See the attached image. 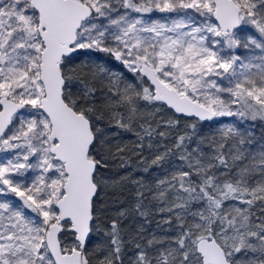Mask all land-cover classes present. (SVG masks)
<instances>
[{"label":"snow or ice","instance_id":"obj_1","mask_svg":"<svg viewBox=\"0 0 264 264\" xmlns=\"http://www.w3.org/2000/svg\"><path fill=\"white\" fill-rule=\"evenodd\" d=\"M256 121L264 0H0V264H264Z\"/></svg>","mask_w":264,"mask_h":264},{"label":"trees","instance_id":"obj_2","mask_svg":"<svg viewBox=\"0 0 264 264\" xmlns=\"http://www.w3.org/2000/svg\"><path fill=\"white\" fill-rule=\"evenodd\" d=\"M93 55L94 56L95 55L104 56L103 53H99V54L93 53ZM113 70L115 72H117L118 74L124 73L126 76L129 75V73L122 66H119L118 64L114 65ZM97 86H99V85H97ZM170 115H171V113L165 114V118H167ZM186 122L191 124V123H194L195 121L189 120ZM248 127H250L252 129L251 136L254 138L253 144L258 147L259 143H264V140H262V137H264V122L256 121V122H253L251 125L248 124ZM208 128H209V125L205 123L204 124L205 131H207ZM125 138L127 139L129 137H125ZM169 146H171L170 142H169ZM153 171L154 172H160L161 175H163V173L159 169H153ZM160 219H161V217L159 215L153 214L150 217L149 221H147V222L144 220L138 219L137 221H135L131 224H129V222L126 221L125 224H126V227L130 226L131 228H139L141 225H143V227L145 229V235H150L154 230H156V222ZM157 234H160V233L158 232Z\"/></svg>","mask_w":264,"mask_h":264},{"label":"rangeland","instance_id":"obj_3","mask_svg":"<svg viewBox=\"0 0 264 264\" xmlns=\"http://www.w3.org/2000/svg\"><path fill=\"white\" fill-rule=\"evenodd\" d=\"M244 127H245V128H248V124H245Z\"/></svg>","mask_w":264,"mask_h":264}]
</instances>
